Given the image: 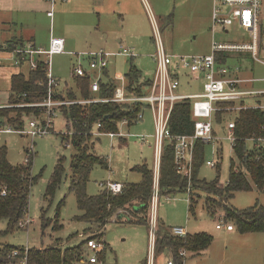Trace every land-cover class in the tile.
Listing matches in <instances>:
<instances>
[{
  "label": "rangeland",
  "instance_id": "rangeland-1",
  "mask_svg": "<svg viewBox=\"0 0 264 264\" xmlns=\"http://www.w3.org/2000/svg\"><path fill=\"white\" fill-rule=\"evenodd\" d=\"M74 1L57 0L54 8L53 4L48 5L49 2L42 1L35 12L28 14L26 19L27 23L29 22L28 26L23 28L26 40L35 38L36 44L45 48L48 47L52 35L65 37L67 52L54 55L51 59L52 73L58 80L59 88L65 90L64 93H67V88H74L76 78L73 76V68L77 63L76 54L86 56L101 50L112 54L108 67L110 74L104 78V81L124 87L128 82L126 74L131 64L141 72L143 80H153L156 73V62L153 58L156 54L153 23L158 25L164 47L170 55L210 54L213 39L220 43H251L250 34L237 24L229 28V33L218 30L213 36L212 0H146L145 5L152 26L150 25V33H143L146 34L144 42L138 40V29L134 27L138 19L144 20V11L137 0H122L121 4L113 1L109 6L106 3V8L103 6L105 3L102 4L104 0H78L73 4ZM260 20V43L256 58L252 53L247 55L244 53L245 58L236 57L229 63L240 65L244 70V76L255 80L248 86L254 91L264 90V0H262ZM11 31L18 36L22 29L17 27L9 31L0 28V44L1 38L6 37ZM119 40H122V43H119ZM121 46L130 48L134 56L120 55ZM82 64L84 68H89L87 57L83 58ZM16 71L18 70L10 63L0 61V106L8 102L7 91L11 73ZM179 80L178 93L195 94L202 91V82L195 81L191 86L184 74L180 75ZM260 97L248 98L247 103L264 105V96ZM229 115L233 120L235 113ZM40 116L26 118L24 128L26 133L23 135L16 131L0 132V147L7 148L8 160L13 166H25L27 150L33 146L35 155L31 160L32 175L36 177L29 197V211L24 218V220L31 219L32 223L24 229L8 230V222L0 221V245L45 249L59 240L63 248H72L84 242L92 234L99 236L104 233L101 237L106 244L104 258L100 264H146V261L147 264H166V258L159 260L157 257L155 260L154 257L152 260L154 255L150 247V224L128 223L127 211H118L101 232L95 226L89 229L90 223L75 220L81 212L75 194L70 191V167L77 151L71 143V137L70 140L65 139L64 134L69 131L68 121L64 113L58 110L53 117L52 132L33 140L27 134L28 123L31 119L43 121L47 118V112ZM3 121L0 116V126L3 128L10 126L6 123L2 124ZM94 130V136L90 139V143L94 146L91 152L107 159L108 167L96 166L93 169L87 185L89 196L99 194L105 189L102 184L110 181L120 184L140 182L142 176L134 170L137 166L146 164L153 169L156 128L150 109L144 110L142 121L131 126L120 124L119 131L127 135L124 138L111 139L107 135L100 134L97 136V129ZM217 130L218 141L204 144V163L199 170V179L212 182L219 177L221 186H225L230 177L232 161L237 166L239 162L231 148V142L226 138V130L219 128ZM141 135L148 136V142H141L139 139ZM67 142L71 144L66 145ZM60 160H63L65 169L62 183L52 195H48L50 179ZM208 161L219 163V167L208 166ZM251 184L252 190L237 192L230 202L223 201L211 193L198 191L197 194L195 191L196 195L193 199L197 205L195 213L189 212V196L185 191L171 195L160 194L157 206V231L183 226L187 227V232L190 234L204 232L213 237L208 251L206 250L207 252L201 256L189 257L187 264H264V243L257 246L256 242L250 239L251 235L242 234L236 228L234 232L226 229L218 230L217 222L221 223L223 220L225 224L233 223L227 220L228 215L222 208L217 207L215 216H212L205 207L208 196L217 201L222 200L225 206H232L236 211L246 210L255 204L264 207V194L252 182ZM56 217L60 221V229H55ZM148 218L150 223V211ZM85 251V258L97 255L86 246Z\"/></svg>",
  "mask_w": 264,
  "mask_h": 264
},
{
  "label": "trees",
  "instance_id": "trees-1",
  "mask_svg": "<svg viewBox=\"0 0 264 264\" xmlns=\"http://www.w3.org/2000/svg\"><path fill=\"white\" fill-rule=\"evenodd\" d=\"M21 46H24L23 40L13 39L1 49L12 53ZM221 58H223L224 63L227 57L221 54L219 61H221ZM45 69L46 62L43 59L39 61L37 70H31L28 76L24 74L13 75L8 104L31 105L44 102L49 97L50 91ZM107 76L108 72L105 70L100 80V92L95 95L90 89L91 80L89 77L76 78L74 80V88L68 89L67 93H65L66 96H63L64 93L58 86L54 87L52 89V99L54 101H79L98 97L112 98L117 87L104 81ZM126 77L128 82L125 88L128 94L144 95L147 92V87L152 84V80L142 79L141 72L133 64H131ZM227 105L223 104L221 107H227ZM57 110L64 113L70 129L74 132L71 137V143L77 154L71 161L70 191L75 194L77 206L81 212L75 220L90 223L89 229H93L95 226L101 232L118 211L124 210L129 214L128 223L149 225L148 216L151 207L154 175L153 169H150L146 164L134 168L141 174V181L123 184L124 189L118 195H114L106 189L95 196H89L87 193V185L93 169L96 166L108 167L107 159L91 152L94 148L90 143V139L93 136L91 133L98 124L102 125L99 128L101 133L118 132L120 123L125 118L136 117L143 108L131 104L92 103L88 105H63ZM44 112H47L44 107H13L0 109V116L4 120L2 124L6 123L15 128H24L27 117H41L40 115ZM229 114L233 113L218 112L215 114V135H217L218 128L225 129L226 122L230 121V119L232 120ZM233 120L236 123L235 135L238 138L234 152L238 158L239 165L237 166L232 161L230 177L225 187L221 186L219 177L212 182L199 179V170L204 163L205 145L201 141L197 142L193 168V186L197 194L200 191H204L220 197L223 201L227 200L230 202L237 192L252 190L251 182L264 194V146L256 147L245 141V139L252 136L264 137V131L262 130L264 126V111L256 109L240 111L235 114ZM132 124L134 123L131 122L129 126ZM194 124L192 102L187 100L176 103L169 121V130L172 135H192L194 133ZM65 139L70 140L69 137ZM174 157V144L167 140L164 143V152L161 160V194L171 195L187 189L188 180L177 174ZM24 165L13 166L8 160L7 148L0 147V221L5 220L8 222V230L19 229V224L24 221L29 211V197L32 186L36 182V177L32 175V161ZM216 167H219V163L216 164ZM237 168L239 170L236 172ZM64 173L63 160H60L50 179L47 189L48 195H52L61 185ZM3 189L7 190L8 194L6 196L1 194ZM194 193L192 195L190 213H195V207L197 206L193 200L196 195ZM205 207L212 216H215L217 207L222 208L228 215L227 220L231 221L234 227L242 234L262 233L264 235V207L259 204H255L253 207L243 211H236L232 206H225L222 200L217 201L208 196ZM43 220L46 224L45 218ZM55 220V229H60L61 225L58 217ZM100 236L103 237L104 233H101ZM212 242L213 237L204 232L178 237L173 234L172 229L158 230L154 257L155 260L157 257L159 260L160 258H166V263L173 261L174 264H182L181 250H186L192 255H201L211 246ZM61 244L62 242L58 240L54 245L45 249H30L28 254L29 264H81L86 257V242L84 241L72 248H63ZM13 249L24 250V248L10 245H0V254L4 251L11 252ZM103 258L104 252L100 255V259L102 260Z\"/></svg>",
  "mask_w": 264,
  "mask_h": 264
},
{
  "label": "built area",
  "instance_id": "built-area-1",
  "mask_svg": "<svg viewBox=\"0 0 264 264\" xmlns=\"http://www.w3.org/2000/svg\"><path fill=\"white\" fill-rule=\"evenodd\" d=\"M51 4H55L56 0H49ZM262 14V0H214V8L212 14V32L213 35L217 31L229 33V28L237 24L244 31L251 36V43H220L213 39L212 51L209 55H170L167 53L160 34V29L156 23H153L154 40L156 44V54L154 61L156 62V73L152 80V84L148 86V90L144 95L128 94L126 88L117 87L112 98H94L91 100L79 101H54L52 99V89L59 86L58 81L52 73L51 59L54 55L65 53V40L62 38H52L50 47L47 50L35 49L32 46H21L12 52V60L16 65L22 62H27L31 70H37L39 61L45 60L49 97L42 103L31 105H1L0 109L13 107H39L46 108L47 118L44 121L36 119L29 120L27 134L34 140L37 137L47 136L54 127L53 117L56 116L57 109L63 105L70 106L75 104L88 105L92 103H115L118 105H138L143 108L136 117L131 116L130 119L125 118L120 124L127 125L131 122L137 123L144 119V110L150 109L153 114L156 133H155V159L153 167V189L150 208V247L154 255L156 232L158 228L157 223V206L160 197V174H161V160L164 152L165 141H170L174 144V164L177 174L188 180L186 193L189 196V210L192 205V195L195 192L193 186V168L194 157L197 142L201 141L204 144H212L218 141L214 133V116L218 112L239 113L249 109H256L264 111V105L261 103L248 104L246 99L258 95H264V92H257L251 90H244L240 85L246 83L240 78L233 77V71H238L239 68L227 66L219 61L221 54L231 53H252L256 58L258 44L260 43V27ZM120 55L134 56L130 49H123L119 52ZM112 54L103 50L87 54L86 56L77 54V63L73 68V76L75 78H87L91 80L90 89L93 94L100 92V80L103 73L109 67V59ZM87 57L89 60V68L83 67V58ZM182 72L189 73L195 79L204 78L203 90L195 95H181L178 94L180 88L179 75ZM190 100L192 102V116L194 120V133L192 135L174 136L169 130V121L174 108L178 102ZM223 104H228L227 107H221ZM230 104V105H229ZM132 120V121H130ZM98 124L96 127L97 136L107 135L111 139L116 137L124 138L127 135L118 132L101 133ZM25 128V126H24ZM24 128L13 129L11 126L3 128L0 126V132L6 131L11 133L16 131L20 134H25ZM68 133L64 134L66 137H72L74 132H71L70 125ZM236 123L230 120L226 125L227 139L231 142L234 150L238 138L235 135ZM264 131V126L263 129ZM95 131V130H94ZM94 131L91 133L94 136ZM148 136L141 135L139 139L141 142H148ZM250 144L256 147L264 146V137L252 136L245 139ZM66 145H70L67 142ZM27 158L25 163H29L35 151L33 146L27 150ZM207 165L216 167V163L208 161ZM237 168L235 171L237 172ZM228 182L226 183V185ZM225 185V186H226ZM223 186V187H225ZM106 190L114 195L122 193L124 186L120 183L107 182L102 184ZM2 196H6L7 190L3 189ZM32 223L31 219L24 220L19 224L20 229L26 228ZM233 230V224H225L222 220L217 225V229ZM172 232L175 236L185 237L187 235L186 228L174 227ZM86 247L97 255L84 258L81 264H100V255L105 249V240L102 237L92 234L85 240ZM29 248L24 250L13 249L11 252H1L0 264H29ZM180 256L183 258L182 264H187L189 253L186 250H181ZM154 260V256L153 259ZM5 262V263H4ZM152 264V263H151ZM167 264H174L169 261Z\"/></svg>",
  "mask_w": 264,
  "mask_h": 264
},
{
  "label": "crops",
  "instance_id": "crops-1",
  "mask_svg": "<svg viewBox=\"0 0 264 264\" xmlns=\"http://www.w3.org/2000/svg\"><path fill=\"white\" fill-rule=\"evenodd\" d=\"M42 1H46L47 3L49 2L50 4L48 3V5H51V2L49 0H0V28L2 30L8 29L9 31L12 30L13 28H17V27H20L22 29V31L20 32V34L18 36H16L15 33L13 34L12 31H11V32L8 33V35H6V37L1 38L2 43L0 44V61H2V62L5 61L6 63H10L11 66L15 67L18 70L15 73H11V77L10 78H12V76L15 75V74H24V75L28 76V74L31 71L30 66H29V64L27 62H22L21 64L16 65L15 62L12 60L13 54L5 52V51H2L1 48H3L8 42H10L13 39H21V40H23L25 46H32L35 49L47 50L46 48L49 49L52 38H62V39L65 40V53L67 52V41H66L65 37H55V35H52L50 40H49V42H48V47H46V48L43 47V46H38V44H36V42H35V38L34 39L32 38L31 40H26V38L24 37L23 28L25 26H28L29 22L27 23V20H26V19H28V14L35 12V10H37V7L42 4ZM77 1L78 0H75L73 2V4H75ZM113 1H117L118 4L122 3V0H104L102 4L105 3L103 6L106 8V3L109 6ZM137 3L142 7V9L144 11V20L140 19L141 20L140 21L138 19V21L135 22L134 27L138 29V34H139L138 35V37H139L138 40L140 42H144L143 39L146 37V34L143 35V33H145V32H149L150 33V25L152 26V24L150 22L151 19H150L148 10H147L146 5H145L146 0H137ZM55 5H56V2H55L54 5H52V7L54 8ZM213 8H214V0H212L211 18H212V14H213ZM208 10L210 12V6L209 5H208ZM48 12H50V11H48ZM212 34H213V32H212ZM119 43H122V40H119ZM121 48H122V46H121ZM123 49H130V48H122L119 52H121ZM210 49L212 51V46H211ZM243 54L244 53L224 54V55H226L227 58H226V60H224V63H223V60H222L223 58H221V63L222 64H226L227 66L235 67V68L238 67L239 68L238 71H235V70L233 71V73H232L233 77L240 78V79H242L244 81H247L246 83L241 84L240 88H242L244 90L254 91L252 89H249L248 86H249L250 83H252L255 80L248 79L247 77H245L244 76V70L241 68L240 65H230L229 64L231 59L236 58V57L245 58L246 57L245 55H247L248 53H246L245 55H243ZM206 55H209V54H206ZM76 56H77V54H76ZM175 56H178V55H175ZM25 68H26V70H25ZM23 70H25V71H23ZM107 72H108V76H109V74H110L109 69H107ZM181 74H184L188 78V80H189L188 84L189 85H191V83H193L195 81L202 82V90H203L204 78L202 76L200 77V79H195L194 77H192L187 72H182ZM180 75H179V77H180ZM125 86H124V88H125ZM116 87H121V86H116ZM10 89H11V79H10V86L8 87V91H7L8 92L7 93L8 94V98H7L8 102H9ZM66 90H68V88ZM146 90H148V88ZM61 91L63 92L65 90H61ZM255 91L264 92V90H255ZM201 92H197L195 94H199ZM178 94H181V95H195V94H188V93H178ZM63 96H66L65 93H64ZM260 96H264V95H258L256 97L261 98ZM259 98H258V100H260ZM8 102H6V104H8ZM246 102H247V99H246ZM224 130H226V127H225ZM218 224L219 223L217 222V225ZM227 224H230V223H227ZM217 225H216V228H217ZM176 227H183V226H176ZM183 228H186V230H187V227H183ZM223 229H226V228H223ZM227 231L234 232L235 231V227H234L233 230H231V231L227 230ZM187 234H190V233L187 232ZM247 235H251L250 239L251 240L253 239L256 242L257 246H261V244L264 243V235L262 233H250V234H247ZM207 251H205L204 253H206ZM204 253H202V254H204ZM192 256H194V255L189 254V257H192ZM189 257H188V259H189Z\"/></svg>",
  "mask_w": 264,
  "mask_h": 264
}]
</instances>
